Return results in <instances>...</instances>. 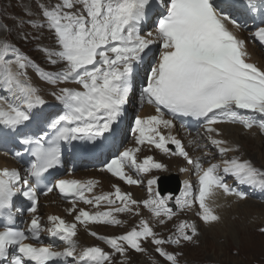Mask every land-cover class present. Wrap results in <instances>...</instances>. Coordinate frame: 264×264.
I'll use <instances>...</instances> for the list:
<instances>
[{
    "label": "snow or ice",
    "instance_id": "6c2138e0",
    "mask_svg": "<svg viewBox=\"0 0 264 264\" xmlns=\"http://www.w3.org/2000/svg\"><path fill=\"white\" fill-rule=\"evenodd\" d=\"M157 3L164 11L147 32L142 30V24L150 0H58L51 6L36 0L43 22L31 19L37 13L30 5H24L23 15L13 14L11 25L0 21V33L11 35L16 31L23 39L29 38V33L22 31L25 26L36 30L47 28L54 34L57 47H41L37 51L44 53L50 65H63L59 70L46 71L14 44L0 40V89L10 94L0 97V125L13 132L21 130L19 142L32 158L23 170L0 169V264H114L115 254L126 257L129 250L142 253L146 251L142 243L147 241L168 264H179L180 254L162 246L192 242L198 235L197 227L188 221H181L175 234L166 239L160 238L144 219L123 235L106 237L89 232L111 252L99 246L81 248L78 225L86 231L89 225L119 226L123 222L117 215L139 216L141 204L159 224H164L161 217L172 220L176 215L170 202L181 212L198 204L200 220L212 224L220 219L209 203L217 190L241 200L247 195L230 186L226 176L233 177L239 185L264 190V170L251 161L234 157L222 161V171L220 164L205 167L201 160H193L181 141L171 134L177 117L203 120L209 142L224 157L238 149L221 138L217 125L238 124L249 130L258 127L264 132V69L247 62L245 41L233 31L243 25L225 12L217 0H157ZM248 7H255L251 0ZM261 7L264 8V0ZM251 35L264 44V27ZM154 45L159 46L158 58L144 69L147 79L139 98L142 105L154 107L156 114L136 117L131 129L136 146L111 159L102 171L128 185H140L142 179L129 172L135 171L139 177L141 173L164 170V165L151 156L142 162L137 160L141 146L148 145L165 154L183 157L192 165L198 177L196 193L185 182L179 196H161L154 191L156 178L148 179L149 196L142 201L115 185L113 192L89 196L97 186L95 180L59 179L39 191L51 175L50 170L61 166L63 145L81 142L87 146L113 132V125L125 114L135 74L145 65ZM9 55L11 58H6ZM28 69L52 87L50 95L61 105L57 115L43 119L46 130L41 134L26 131L41 122L34 110L46 104ZM166 114L171 118L166 119ZM169 144L175 145L174 151H170ZM14 156L23 158L20 151ZM54 190L72 205L67 212L76 213L75 222L68 223L57 215L47 216L46 223L42 221L38 214L39 196H47ZM18 195L29 202L30 222L25 229L19 228L11 211ZM78 203L90 205L96 211L78 209ZM102 206L107 210L101 211ZM260 231L264 232V228ZM43 234L62 242L63 250L45 245Z\"/></svg>",
    "mask_w": 264,
    "mask_h": 264
},
{
    "label": "rangeland",
    "instance_id": "374dc122",
    "mask_svg": "<svg viewBox=\"0 0 264 264\" xmlns=\"http://www.w3.org/2000/svg\"><path fill=\"white\" fill-rule=\"evenodd\" d=\"M20 0H6L5 6L9 7L8 9H11L12 12L17 13L18 15H23V11L19 8L18 2ZM25 5H30L29 0L23 1ZM10 3L11 5H9ZM23 32L27 33V29ZM38 33V39L41 42V46H45L49 48L51 46V41L47 39L49 36L48 34H45L42 29L37 30ZM43 37V39H42ZM10 41L13 43H18L24 50L27 48V44H25V39L21 38L20 36L15 33L13 36L9 35ZM4 39V33H0V40ZM47 39V40H46ZM29 40V38H28ZM36 42V41H35ZM23 43V44H22ZM25 44V45H24ZM30 44H34L33 41H30ZM28 44V46L30 45ZM30 54L33 56H36L37 58H40L38 62L39 64L45 63L43 61V57L40 55H35L33 52L29 51ZM11 58V57H8ZM52 97L50 96V99L46 101H50L51 104L54 106V101H51ZM56 109V107H55ZM198 134V133H197ZM231 135V133H229ZM254 138H256V135H254ZM135 146V143L132 145V148ZM251 152V153H250ZM238 153H246V156L243 157L244 159H251V162H254V165L258 167H262L264 169V147L260 149H251L249 151L243 150V148L239 149ZM193 155H196L197 153L193 152ZM160 159V158H159ZM144 159H142L143 161ZM256 163V164H255ZM176 164V161L173 160V164ZM170 166V165H169ZM176 169L172 166L169 167V170ZM166 174L162 175L164 178L163 182H166V178L164 177ZM130 192L133 194H137V189H130ZM262 192V191H261ZM263 193V192H262ZM47 208H44L43 211H45ZM227 215H236L238 217V220L229 222L228 224V232L231 234L230 240H226V238L223 236L226 234L224 231L225 229H221L224 227V225H220L217 228L213 229L211 233L215 231H223L222 234H218L216 237V241L214 242L210 241L213 237L212 235H209L210 229L208 228L209 232L204 234V231H201L200 236L197 238L196 245L195 246H189L186 245L184 247V258L187 259L190 262H210V263H218V264H264V236L256 235L255 230H253L254 224H249L247 221L251 218L253 214H256L259 220H264V205H259L255 202L245 200L242 203H238L237 205L232 206V208L228 211H225ZM264 224V221L262 224H259V226H262ZM203 229V227L201 228ZM239 230H242L244 234H250L253 230V243L258 244L260 246H257L258 249L255 250H248L249 248V241L244 240L241 238L242 235L238 233ZM111 232V231H110ZM205 237H204V236ZM209 237V238H208ZM254 237V238H253ZM241 253L239 254L238 253ZM234 252H237V255H233Z\"/></svg>",
    "mask_w": 264,
    "mask_h": 264
},
{
    "label": "bare ground",
    "instance_id": "6f19581e",
    "mask_svg": "<svg viewBox=\"0 0 264 264\" xmlns=\"http://www.w3.org/2000/svg\"><path fill=\"white\" fill-rule=\"evenodd\" d=\"M249 51H250V54L252 55V60L251 61L253 63H257L263 69L264 68V50L255 49L254 47H251L249 49ZM32 73L28 72V75L31 77V81H32V83L35 86V85L39 84V81ZM63 86H65V85H63ZM67 86L70 87V85H67ZM42 95L44 96L45 100L50 99V95L49 94L42 93ZM220 130H221L223 139L226 140V141H229L230 144H235L234 145L235 149L236 148L237 149L238 148L239 149L243 148V150L249 151L251 149H260V148L264 147V138H261V137H259L257 135H256V138H254V133L253 132L243 133L241 128H239L237 126H232V125H222L220 127ZM175 133H178V132L176 131ZM229 133H231V135H229ZM198 135H199V133L196 134V136H198ZM244 160H246V159H244ZM7 161L8 160L5 159L4 156H0V166H4ZM175 161H176V164L172 165L173 164V160H172L171 162L168 163V165L172 166L173 168H177V166H179L181 164V162L178 161V160H175ZM75 177H77V176H75ZM89 177H97L98 179H104L103 184L105 185V187H108L110 185V183L113 182L109 178L104 177V175L102 173L96 172V171H93V173L89 174ZM162 180H164V178ZM40 210L43 211V209H40ZM45 212H47V213L48 212H50V213H52V212L53 213H61L62 210H61L60 206L58 205V206H55V207H47ZM222 216L223 217L227 216L225 211L223 212ZM222 224L224 225V227L221 228V229H225L224 230L226 232L225 235L222 234L223 231H221V230L220 231H215L213 233L209 232V230H204V234L209 232L208 234L213 236L210 241H212V242H214V240L216 241L217 240L216 237H217L218 234H222L226 238V240H228V241L230 240L231 234L228 232V224H229V222L223 223V220H222ZM214 226L215 225L210 226L208 228L212 229ZM203 229H205V228L203 227ZM238 233L240 235H242L241 236L242 239L249 241L250 245H249L248 250L258 249L257 246H260V245H258L257 243L256 244L253 243L252 233L244 234V232L242 230H239ZM89 242L92 243V240H89Z\"/></svg>",
    "mask_w": 264,
    "mask_h": 264
}]
</instances>
